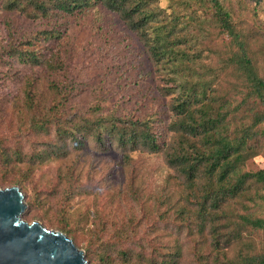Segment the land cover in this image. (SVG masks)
<instances>
[{
	"label": "trees",
	"instance_id": "trees-1",
	"mask_svg": "<svg viewBox=\"0 0 264 264\" xmlns=\"http://www.w3.org/2000/svg\"><path fill=\"white\" fill-rule=\"evenodd\" d=\"M158 1H1L4 10L19 11L30 20L76 17L91 12L95 4L114 12L142 40L164 83L158 87L159 93L168 98L170 117L166 119L165 115L159 119L117 117L114 113L100 116L102 109L95 102L82 115L71 108V116L66 120L64 116L69 112L65 114L62 110L67 106L68 97L77 95L76 88L67 86L64 81L49 80L53 103L47 109L37 108L38 101L28 88L24 91L23 102L26 113L37 109L43 115L42 121L57 122L55 140L49 142L53 155L47 156V152L39 150L32 158L48 162L57 160L66 143L80 154L91 141L101 152L116 149L123 167L131 164V152L164 153L166 163L189 187H197L199 179L205 180L198 187L199 194H195L196 209L191 216L200 220L193 230L195 233L202 235L208 227L206 234L212 240L209 243L212 247L210 250L208 247L205 255L197 257L211 261L215 256L218 263L217 252L231 245L239 251L230 264H264V237L255 249L242 241L234 223L238 219L243 225L264 232V217L252 213V209H262L264 205V168L256 171L245 168L254 157H264V72L259 71L249 41L220 0L175 3L191 13H180L173 5L170 9L174 11L168 9L166 13L156 5ZM254 1L258 4L262 0ZM194 26H198L197 33L201 35L186 32L188 27ZM62 34L61 31H40L25 41L26 45L42 42L45 48L41 55L21 48L23 42L13 36L7 44L8 58H16L28 66H39L46 75L54 76L64 68L60 55ZM219 36L226 37V41L216 42ZM186 44L188 49L178 48ZM33 126L35 130H42L41 124ZM163 137L170 139L167 145ZM138 193L139 190L134 189L137 200ZM149 212L150 209L145 215L133 217L130 224L155 225L151 219L143 218ZM162 212L158 213L159 221L165 219ZM61 230L71 234L65 226ZM87 230L90 238L85 245V257L91 264H178L181 253L178 238L172 240L175 253L167 255L164 251L166 246L170 247L169 239L156 237L155 243L150 238L138 237L137 233L131 235L128 226L115 229L117 240L109 243L105 235L102 238L99 224L96 228L91 224ZM203 242L208 245L205 239ZM157 249L162 260H159Z\"/></svg>",
	"mask_w": 264,
	"mask_h": 264
},
{
	"label": "rangeland",
	"instance_id": "rangeland-1",
	"mask_svg": "<svg viewBox=\"0 0 264 264\" xmlns=\"http://www.w3.org/2000/svg\"><path fill=\"white\" fill-rule=\"evenodd\" d=\"M1 1L0 189H19L25 205L20 219L26 223L37 222L46 230L64 235L83 253L87 264H91L85 257V245L90 238L87 227L91 224L95 228L100 225L103 231L99 232L102 238L105 235L108 243L117 240L115 229L123 226L130 227L131 235L137 233L138 237L150 238L155 243L156 237L169 239L170 247L166 246L164 251L167 255L175 253L172 240L178 238L181 243L178 264H230L239 251L238 247L231 245L217 252L218 263L215 256L210 258L211 261L197 257L205 255L208 247L209 250L212 247L209 245L212 240L206 234L208 227L202 235L195 233L193 230L200 220L191 216L196 209L193 204L195 194H199L198 187L205 180L199 179L197 187H189L184 178L166 163L164 153L131 152V164L123 167L116 149L101 152L91 141L80 154L66 143L57 160L48 162L32 158L39 150L47 152V156L53 155L49 151V142L55 140L57 122L42 121L43 115L37 109L26 113L24 91L30 88L38 101L37 108L47 109L53 103L48 89L51 79L64 81L67 86L78 90L77 95L68 97L67 106L62 110L65 114L69 112L64 116L66 120L71 116V108L82 115L95 102L102 109L100 116L114 113L117 117L133 119L170 117L168 98L162 97L158 90L164 83L160 81L157 68L138 34L129 29L117 14L108 12L101 5L95 4L90 8L91 12L76 17L30 20L19 11L4 10ZM220 1L231 11L238 28L245 34L258 69L263 73L264 0L258 4L254 0ZM175 3L180 0H159L156 5L166 13L172 5L180 9V13H191ZM197 28L188 27L186 32L201 35ZM40 31L63 33L60 55L64 59V68L54 76L46 75L39 66H28L16 58H8L7 44L13 36L23 42L21 48L43 54L42 42L25 44ZM223 40L226 41V37L215 39L216 42ZM187 47V44L178 46L179 49ZM35 123L41 124L42 130H35ZM162 140L167 145L170 139L163 137ZM245 168L250 171L263 169L264 157H254ZM136 188L139 200L133 194ZM153 207L156 209L152 210ZM148 209L150 212L143 218L151 219L155 225L130 224L133 217ZM162 211L166 216L159 221L158 213ZM252 213L264 217V205L262 209H252ZM234 223L242 241L257 249L264 232L243 225L238 219ZM63 226L71 230L70 235L61 230ZM157 253L162 260L161 252L158 250Z\"/></svg>",
	"mask_w": 264,
	"mask_h": 264
},
{
	"label": "water",
	"instance_id": "water-1",
	"mask_svg": "<svg viewBox=\"0 0 264 264\" xmlns=\"http://www.w3.org/2000/svg\"><path fill=\"white\" fill-rule=\"evenodd\" d=\"M24 209L17 187L0 189V264H87L64 235L22 221Z\"/></svg>",
	"mask_w": 264,
	"mask_h": 264
}]
</instances>
